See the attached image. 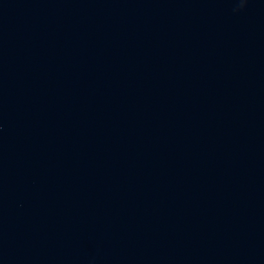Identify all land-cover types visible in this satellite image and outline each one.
<instances>
[{"label":"water","instance_id":"water-1","mask_svg":"<svg viewBox=\"0 0 264 264\" xmlns=\"http://www.w3.org/2000/svg\"><path fill=\"white\" fill-rule=\"evenodd\" d=\"M236 14L222 124L187 264H264V0Z\"/></svg>","mask_w":264,"mask_h":264},{"label":"clouds","instance_id":"clouds-1","mask_svg":"<svg viewBox=\"0 0 264 264\" xmlns=\"http://www.w3.org/2000/svg\"><path fill=\"white\" fill-rule=\"evenodd\" d=\"M246 2H247V0H239V7L240 8L244 7ZM236 10H239V9H236Z\"/></svg>","mask_w":264,"mask_h":264}]
</instances>
